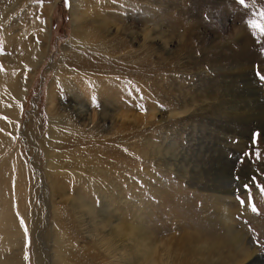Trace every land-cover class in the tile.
<instances>
[{"label":"rangeland","instance_id":"obj_1","mask_svg":"<svg viewBox=\"0 0 264 264\" xmlns=\"http://www.w3.org/2000/svg\"><path fill=\"white\" fill-rule=\"evenodd\" d=\"M96 1L84 0L78 8L91 16L94 8L88 7ZM113 1L115 8L117 0ZM126 5L122 2L118 10L107 12L121 18V23L113 24H129L128 15H132L136 20L131 29L137 32L148 24L168 33L192 30L191 49L184 52L189 53L188 61L163 62L158 59V47L151 52L152 48L139 47L141 36L131 42L124 35L121 42L131 44L120 52L132 49L134 56H106L116 66L101 73L84 71L81 80L86 81H80L84 88L80 90L73 84L76 76L64 80L69 75L57 74L60 57L72 38V0L70 8L65 0H0V69L6 64L5 56L23 62L25 46L30 40L44 43L40 34L50 27L44 57L33 75L28 72L30 65L23 63L30 82L17 114L0 118L9 128L7 146L0 150V264H58L59 250L66 252L61 255L66 264H127L111 262L107 253L90 244L85 231L94 223L72 211L64 193L79 196L97 219L145 229L154 242L156 264H181L184 250L178 241L183 235L195 234L204 242L223 238L226 228L220 213L226 208L217 199L232 200L231 227L264 261L260 256H264V191L257 187V183L264 186V130L255 120L248 125L240 113L247 76L264 106V86L256 75L257 71L264 75V35L250 25H264V0H245L246 6L237 0H149L133 4L131 11ZM147 18L151 23L146 24ZM235 32L250 55V61L243 63L249 67L248 75L233 69L232 62L221 56L229 51L220 50L217 43L213 49L210 41L214 35L227 41ZM175 44L171 41L167 51ZM229 49L237 53V41H230ZM89 78L104 85L100 100L89 87ZM57 81L61 84L54 91L49 113V84ZM203 94L221 98L226 113L220 105L207 106ZM78 101L91 114L84 123L65 108ZM234 101L239 110L235 114L231 111ZM102 107L121 115H139L141 124L104 120L99 116ZM50 117L59 124L56 129L50 130ZM245 153H252L251 158ZM224 164L230 174L225 185L214 177L215 168ZM52 184L64 193H54ZM237 193L245 202L243 207ZM5 229L14 235L11 244L5 241Z\"/></svg>","mask_w":264,"mask_h":264},{"label":"bare ground","instance_id":"obj_2","mask_svg":"<svg viewBox=\"0 0 264 264\" xmlns=\"http://www.w3.org/2000/svg\"><path fill=\"white\" fill-rule=\"evenodd\" d=\"M138 1L147 4L149 2V0H117V4L115 5L114 8L112 7L114 4L113 0L112 2H110V0L96 1L97 4H91L89 7L87 6L88 8H90L91 6L94 8V11H92L91 16H87L85 10L81 11L78 8V4L82 2L84 3V0H72V9H71L72 38L68 43L69 45L66 47V51H64L60 57V62L62 63V65H60L61 67L57 71V74L58 75L61 74L62 78L64 75H69L66 76L64 80H69V78L76 76L78 81L77 80L73 81V84L75 88H79L80 90H83L84 89L82 88L83 84L80 81L82 82L86 81V79L81 80L83 78L82 76L84 75V71L89 70V71H96L101 73L107 70L106 68L109 67L114 68V66H116L115 65L116 63L114 61L109 62V58H112V56L115 57L117 55L123 54L125 56L130 55L129 57H131V54L133 55V52L131 51L132 49L129 51L126 50L120 52L121 49L123 50L125 49L123 47L125 44L127 46L131 44V43H126L125 40L123 43L121 42L124 39L123 37L124 35L132 38L131 42L133 41L136 42L137 36H141L142 43L139 44V47H142L143 49L145 47L147 48L158 47L156 48L159 53L158 59L163 62L164 61L167 62L168 59L170 58L171 60H177V61L184 60L187 62L188 61L187 55L189 53L184 54V52L187 47L188 50L191 49V47H189L188 42H190V39L193 38V36L195 35L193 34L192 30H188L181 34L179 33L177 34L175 33V31L168 33L165 31H161L160 28L155 27L152 24H148L151 23V21L149 22L147 18L146 24H148L149 28L144 27L137 32L131 29L133 27V26L131 27L132 22L134 23L136 20V19L134 20V17L132 15H128L129 20L132 21L129 24H124V25L122 24L119 25L118 23H116L118 25L113 24V22L115 23V21H119L121 20V18L118 17L119 15L116 16L108 15L107 12L112 11V8L118 10L121 7L120 3L122 2L124 3V5L128 4V6L126 5L127 9L131 11L132 5L133 4L136 5ZM53 6L54 5L51 6L50 11L52 10ZM49 28L50 27H46V31L44 32V34H40L41 40H44V43H37V42L32 43V41L30 40L29 44L25 46V48L21 52L23 58L25 56L23 62L20 61L19 58H17V60L14 61L9 56L3 57V61L6 63L2 65L3 69H0V114L3 117L12 119V117L15 114H17L18 104L20 100L23 99L22 97L25 94V88L29 85L30 82L27 81V79H25L26 76L24 74L26 73L25 72L26 70L24 69V64L30 65V68H32V70H29L28 72L30 75H33L34 73L33 70L38 67V65L41 63L44 57L43 50L47 48L48 45L47 42L49 41V36H50ZM119 35H120L119 38L120 40L118 39V41L121 43L115 41L116 40L115 38H118ZM8 39L10 42L9 37ZM173 40L176 41V44L173 46L172 51L170 50L167 51V46H169L170 42ZM242 40L243 38L240 36L239 32H235L234 35L232 34V37L229 36V39L227 41L222 40L216 35H214L212 40L210 41L211 44L213 45V49H215V43H217L220 45V50L225 49V51H229L227 55L221 53L220 54L222 57H225L232 62L233 69L237 68V72L239 73L244 70L248 75L247 69L249 67L244 66L243 63L244 61H250V55L246 52V48H245L246 43H243ZM230 41H237L239 45V51L237 53L229 49ZM111 42H115L114 45H111L110 44ZM155 42H159V46H154L153 44ZM154 51H155L154 49L151 50V52ZM106 56L108 57L110 56V57L106 59ZM240 75L242 76V74ZM89 79H90L88 82L90 84L89 87H91L92 91L96 93L98 99L100 100V98L104 95V93H102V87L104 85L102 86L101 81L99 80L96 81L94 79L96 81L94 82L92 78ZM65 82L66 81H64L63 83L65 84ZM103 82L104 81H102V83ZM59 84H61L59 81L52 82L51 84H49L48 99H47L49 113L52 112L55 101L54 91L56 88H58ZM103 84H105V82ZM86 87H88V85ZM244 88H245L244 92L247 93H245L246 98L244 100V104L240 107V113L246 119L248 125L255 120L256 125H258V127L260 126L264 130V106H262L259 103V100H257V95H258L257 94L258 92H256L257 89L252 86V80L248 76L244 83ZM67 94L69 96V90L67 91ZM73 94H77V93L74 92ZM250 94L253 95L254 97V98L252 97L253 99H250L249 96ZM208 95L209 96H207V94H203V96H206L205 101L207 102V103L202 102L203 105L205 103L207 104V106L217 105L218 107V105H220L221 108L220 110L224 108L223 100L221 98L217 99L215 94H208ZM209 99H213L214 103L213 104L209 103L208 102ZM233 104L234 105H232L233 108L231 111L235 114L239 110L235 104V101L233 102ZM61 105L62 103L60 104V106ZM66 107L70 108L71 113L75 115L77 121L84 123L86 120L88 121L89 115L91 119V114L86 111L83 102L81 103L78 101L77 104L74 103L65 106V108ZM103 107L100 110L101 113L99 116H101L100 118L104 120H110L111 123L117 120H121L120 122L124 124H126V122H131L132 125L133 124L138 125L141 121L139 115H134V114L131 116H128L127 114L121 115L116 113V111L113 108H103ZM61 108L63 109L64 107L61 106ZM223 112L226 113L225 108ZM240 113L236 115L240 116ZM94 114L95 113H93V115ZM49 122H50V126H49L50 130L56 129L57 128L56 126H59V124L55 123L53 117H50ZM0 129L3 130L0 131V150L2 149L4 150L8 142L6 133L9 128L6 125V121H3L2 119L0 120ZM226 168L227 165L224 164V167L219 166L216 167L214 170L215 180L223 185H225V183L228 182L230 178L229 171H226ZM50 186L51 189L54 191V193H56V191L64 193V191L55 184H52ZM61 195H63L62 196L63 198L65 197L64 199L65 201L69 202L72 211L77 212L83 216L86 215L88 218L91 219L89 220L92 223H94V225H92L94 226L93 228L88 229L86 227V229H88L85 231V233L87 232V236H88L87 238H90L91 240L90 244L91 242H93L94 246H97L100 250L102 249L104 253H107L112 260L111 262H116L117 260H121L120 262L124 261L127 264L157 263L154 257V252H155V247H153L154 242H152V238L145 229H143L142 227H133L123 222L117 223V222H110L108 220H104L103 218L97 219L91 213V208L89 207V205L86 202H84L79 196L66 197L65 193ZM217 200L219 204L225 205L226 208V210H222V213H220V216L223 219L222 223L226 228L225 235L221 239L213 238L205 242L202 241L200 236L195 234L183 235L181 237V240L178 241L179 247L183 248L184 250V252L182 253L180 252L182 254V257L180 256L182 259L181 264H198V263L205 264L204 261L208 259L210 260L212 259L216 261V263L218 264H264V261L256 254V252L251 247H249V244H245V239H243V236L237 230L231 227L230 210L233 206V203L231 202L232 200L230 202L228 201L224 202L222 199H217ZM90 221H88V223H90ZM87 226L90 227L91 224L90 225L87 224ZM84 227L85 224L83 228ZM5 231H6L5 241L7 243L10 241L11 244L12 241L10 236L13 237L14 235H11L12 233L9 231V229H5ZM12 239H14V237ZM59 252L60 250L57 251L55 254L58 256L55 257L56 262L58 264H66L65 259L61 256L66 252L64 253L61 252L59 253ZM195 255H200V256L196 258ZM194 258H196V260ZM207 262L209 261H206V263ZM9 264H13V262H9Z\"/></svg>","mask_w":264,"mask_h":264},{"label":"snow or ice","instance_id":"obj_3","mask_svg":"<svg viewBox=\"0 0 264 264\" xmlns=\"http://www.w3.org/2000/svg\"><path fill=\"white\" fill-rule=\"evenodd\" d=\"M237 2H238L240 5H245V0H237ZM65 4H66V7H69V8H70V0H65ZM245 6H246V5H245ZM250 25H251V27H252L253 29H259L261 35H264V25L257 24L256 22H250ZM253 36H254V37L256 36V33H255V32H253ZM261 52H262V54H264V48L261 49ZM256 75H257V78L262 82V86H264V75H261L258 71H257ZM93 99H94V101H95V98H93ZM95 106L98 107V104H95ZM0 118L7 120V117H0ZM0 131H3V130L0 129ZM258 135H259L258 133L254 134V140H255V137L258 136ZM244 155H245V156H248L249 158H251L252 153H245ZM255 157H256V160H259V159H260V153H259V151H257V152L255 153ZM241 162H242V160H241ZM253 162H254V161H253ZM236 179H239V178L237 177ZM252 180L255 181V180H256V177H255V176L252 177ZM244 187H245V190H246V191H249V192H250V188H249L248 185H245ZM257 187L260 188L261 191H264V186L259 185V184L257 183ZM237 199L239 200L241 206L243 207L245 202H244V200L239 196L238 193H237ZM251 210H252L253 212H257V209H256V207H255L254 205H251ZM20 222H21V224L23 225L24 221H23L22 218H21ZM25 232H27V229H26V228H25Z\"/></svg>","mask_w":264,"mask_h":264},{"label":"water","instance_id":"obj_4","mask_svg":"<svg viewBox=\"0 0 264 264\" xmlns=\"http://www.w3.org/2000/svg\"><path fill=\"white\" fill-rule=\"evenodd\" d=\"M263 258V257H262ZM264 259V258H263Z\"/></svg>","mask_w":264,"mask_h":264}]
</instances>
